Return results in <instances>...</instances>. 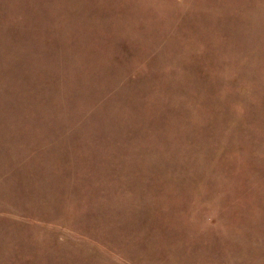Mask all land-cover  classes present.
<instances>
[{
  "label": "rangeland",
  "instance_id": "rangeland-1",
  "mask_svg": "<svg viewBox=\"0 0 264 264\" xmlns=\"http://www.w3.org/2000/svg\"><path fill=\"white\" fill-rule=\"evenodd\" d=\"M0 264H264V0H0Z\"/></svg>",
  "mask_w": 264,
  "mask_h": 264
}]
</instances>
